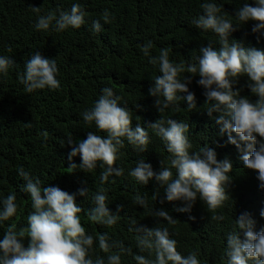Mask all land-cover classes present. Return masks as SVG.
<instances>
[{
  "label": "trees",
  "instance_id": "1",
  "mask_svg": "<svg viewBox=\"0 0 264 264\" xmlns=\"http://www.w3.org/2000/svg\"><path fill=\"white\" fill-rule=\"evenodd\" d=\"M204 0H0V55L12 57L16 65L7 75L0 74V199L12 192L16 194L18 212L9 221L0 223V239L10 225L17 229L27 227V216L32 211L29 194L20 189L24 184L18 170L23 169L33 178H39L42 186H58L68 193H77L78 189L88 187V196L77 195L76 201L83 209L79 213L81 223L88 234L94 237L107 233L111 240L120 241L130 253L121 254V264H137L134 256L140 253L136 246V236L130 228L137 226L168 227L170 238L177 241V250L182 255L196 252L201 264H227L224 256L226 236L234 229L235 216L257 208L264 210V204L258 200L264 198V190L259 188V181L254 175L239 170L236 160L240 153L228 143V134L220 132V126L206 113L204 89L194 77L188 85L196 97L197 108L189 112L184 101H178L180 110L170 107L162 114L164 119L173 118L189 125V139L193 147L190 152L199 151L205 145L215 150L217 159L228 158L233 165L234 180L226 189L228 199L217 210L223 220L211 219L212 213L207 205L198 201L191 213L175 211L182 207V201L168 202L163 189L155 200L153 194L159 185L153 178L147 185H141L129 176L136 163L143 160L150 163L154 172L161 168L160 160L167 161L169 153L164 142L147 128L150 123L160 119V113L154 106V99L149 95L152 79L159 75L158 67L149 63L141 51V46L151 41V56L158 55L160 49L168 48L170 59L175 62H194L200 54L199 49L209 43L219 49V37L211 30L197 29L192 20L203 14L200 4ZM227 13L234 25L239 27L230 39L244 47L264 50V36L251 31L254 21L245 24L235 19L237 8L249 2L255 6V0H214ZM73 3H79L86 12V23L79 29L69 28L63 32L37 31L34 24L37 14L31 7H41V15L48 11H68ZM107 9L110 22L104 23L101 15ZM101 20L102 30H91L93 20ZM235 27V26H234ZM11 48V52L8 49ZM39 51L46 58H55L58 66L57 90L38 89L26 93L20 83L19 75L24 72V61ZM184 73L181 75L183 79ZM247 77H241L237 88L242 96L252 97L246 87ZM111 87L120 97L121 106L131 110L133 127L137 123L149 133L150 143L147 151L139 152L124 140V147L118 153L115 166L122 167L124 174L110 177L103 187L107 190V203L111 212H116L122 205L120 219L108 227L87 220V211L93 207L91 196L100 186L101 168L91 173L83 169L70 170L68 154L71 146L67 139L71 137L77 144L86 139L88 131L100 135L95 125H88L82 119V113L93 106L101 95V89ZM186 95V94H185ZM137 105L139 107H137ZM218 115L213 113V116ZM26 124H30L27 127ZM47 132L45 139L43 133ZM236 137V134H232ZM241 161V160H240ZM79 155L71 163H81ZM242 162V161H241ZM175 172V170H173ZM239 171V172H238ZM115 181L113 183L112 181ZM84 182V183H82ZM146 195L149 208L144 209L133 203L135 194ZM163 201V202H161ZM163 208L175 219L167 221L152 216L153 210ZM195 217L190 219L189 217ZM252 217L257 221L256 230L264 227V217L257 209ZM135 221V224H132ZM27 247L28 241L23 242ZM118 251V249H113ZM90 255L107 254L98 248L94 241ZM222 257H224L222 259ZM155 259L154 255L150 257Z\"/></svg>",
  "mask_w": 264,
  "mask_h": 264
},
{
  "label": "clouds",
  "instance_id": "2",
  "mask_svg": "<svg viewBox=\"0 0 264 264\" xmlns=\"http://www.w3.org/2000/svg\"><path fill=\"white\" fill-rule=\"evenodd\" d=\"M200 7L203 14L194 18L192 24L197 29L215 33L219 37L218 50L209 43L199 49L200 54L194 62H175L170 59L168 48H162L158 55L151 56L152 42L141 46L149 63L157 66L159 71L148 91L155 98L154 106L161 118L150 123L147 128L164 142L169 156L167 161L160 160L158 172L153 171L150 163L140 160L130 170L129 176L141 185H147L154 178L159 188L153 194V199L156 200L159 190L163 189L168 202H183V206L175 211L191 213L200 201L212 213L211 219L223 220V215L217 214V210L224 206L228 199L226 189L232 180L235 181L232 162L227 157L218 160L215 150L206 145L199 151L190 152L193 145L188 135L189 125L173 118L164 119L162 114L170 107L179 111L178 101L186 102L189 112L196 109V97L188 85L194 77H199L196 83L204 89L207 115L220 126L221 134H228V143L235 145L240 153L242 162L236 160L238 169L251 176L255 171L258 186L264 190V50L246 48L230 39L239 27L234 25L227 13H222V7L214 0H204ZM31 11L37 14L34 24L37 31L51 29L59 33L69 28L79 29L86 23V12L79 3H73L68 11H59L58 15L55 11L41 15V7L35 6L31 7ZM234 17L242 24L254 21L251 31L264 36V0H255V6L249 2L243 3L237 8ZM101 18L105 24L110 22L111 16L107 9ZM102 27L101 20L92 21V31L100 32ZM8 51L11 52V48ZM15 65L12 57L0 55V74L7 75ZM58 71L55 58H46L37 51L24 61V72L19 75V80L26 93L45 88L57 90L61 86L57 79ZM184 73L189 75L181 79ZM241 77H247L246 87L251 96L256 97L254 102L249 96H242L241 90L236 87ZM119 100L120 97L115 95L111 87H104L93 106L82 113L86 124H94L98 132L106 135L88 131L86 139L78 144L71 137L67 139V144L71 146L68 169L80 168L86 173H91L97 167L102 169L100 186L91 196L93 207L86 215L89 222L108 227L118 222L123 206L118 205L115 213L109 210L107 190L103 185L110 177L124 174L122 167L115 166L118 153L125 146L124 140L139 152L147 151L150 143L146 128L139 123L133 127L131 110L121 106ZM213 113L218 115L213 116ZM26 126L30 127V124ZM233 133L238 139L233 137ZM43 136L46 139L48 133L44 132ZM77 155L82 161L79 165L71 163ZM18 172L24 181L20 190L29 194L32 211L27 216V227L17 229L13 224L3 232L0 239V264H121V254L131 252L122 242L111 240L107 233H99L94 237L86 232L79 215L83 209L76 197L86 198L88 187L70 194L58 186H42L41 180L33 178L23 167ZM112 182L115 183L114 180ZM133 203L144 209L149 208L147 196L139 192L135 194ZM259 203L264 204V198L258 200ZM257 209L260 216L264 217V210ZM256 211L246 210L235 216L234 229L226 236L224 256L227 264H264V227L256 230L257 221L252 217ZM17 212L15 193L10 192L0 199V223L9 221ZM152 216L157 223L160 220L167 221L168 225L176 223V219L163 208L153 210ZM129 231L138 234L136 246L139 252L149 254L148 257L135 255L137 264H201L196 252L182 255L177 250V241L170 238L168 227L137 226ZM25 239L28 241L27 247L23 243ZM94 241L107 254L106 259L103 256L92 258L90 252ZM153 255L154 260L150 258Z\"/></svg>",
  "mask_w": 264,
  "mask_h": 264
}]
</instances>
